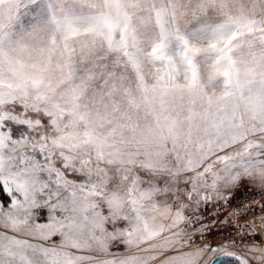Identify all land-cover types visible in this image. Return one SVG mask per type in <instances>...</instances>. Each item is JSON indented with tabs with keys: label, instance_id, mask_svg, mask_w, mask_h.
Wrapping results in <instances>:
<instances>
[{
	"label": "snow or ice",
	"instance_id": "snow-or-ice-1",
	"mask_svg": "<svg viewBox=\"0 0 264 264\" xmlns=\"http://www.w3.org/2000/svg\"><path fill=\"white\" fill-rule=\"evenodd\" d=\"M0 264H264V0H0Z\"/></svg>",
	"mask_w": 264,
	"mask_h": 264
},
{
	"label": "rangeland",
	"instance_id": "rangeland-1",
	"mask_svg": "<svg viewBox=\"0 0 264 264\" xmlns=\"http://www.w3.org/2000/svg\"><path fill=\"white\" fill-rule=\"evenodd\" d=\"M0 199H3V197H2V196H0Z\"/></svg>",
	"mask_w": 264,
	"mask_h": 264
}]
</instances>
